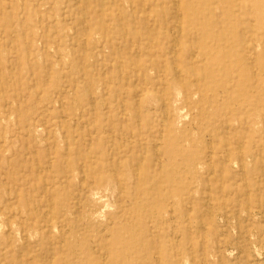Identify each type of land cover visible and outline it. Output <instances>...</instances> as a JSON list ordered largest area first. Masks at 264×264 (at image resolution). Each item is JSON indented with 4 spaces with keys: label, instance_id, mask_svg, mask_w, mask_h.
I'll return each mask as SVG.
<instances>
[{
    "label": "rangeland",
    "instance_id": "374dc122",
    "mask_svg": "<svg viewBox=\"0 0 264 264\" xmlns=\"http://www.w3.org/2000/svg\"><path fill=\"white\" fill-rule=\"evenodd\" d=\"M179 1L0 0V264H264V0Z\"/></svg>",
    "mask_w": 264,
    "mask_h": 264
},
{
    "label": "bare ground",
    "instance_id": "6f19581e",
    "mask_svg": "<svg viewBox=\"0 0 264 264\" xmlns=\"http://www.w3.org/2000/svg\"><path fill=\"white\" fill-rule=\"evenodd\" d=\"M74 1H77V0H74ZM179 1V0H178ZM180 2V1H179ZM177 3V2H176ZM78 5H79V3H77ZM177 5V4H176ZM179 5H180V3H179ZM176 7H178V6H176ZM180 9V8H179ZM177 13V12H176ZM178 14H179V12H178ZM182 15V14H181ZM182 17V16H181ZM181 26V25H180ZM180 29V28H179ZM98 30V29H97ZM127 37H128V35H127ZM138 54V53H137ZM196 54V53H195ZM178 68V67H177ZM177 71V70H176ZM179 74V73H178ZM180 79V78H179ZM178 79V80H179ZM212 148V147H211ZM240 149V148H239ZM211 154H213V153H211ZM230 159V158H229ZM245 187H246V185H245ZM205 230V229H204ZM93 244V243H92ZM91 245V244H90Z\"/></svg>",
    "mask_w": 264,
    "mask_h": 264
}]
</instances>
